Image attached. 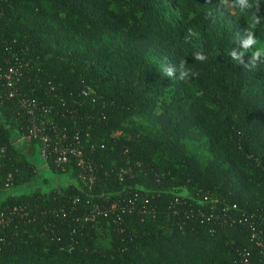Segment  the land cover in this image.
Here are the masks:
<instances>
[{
	"label": "trees",
	"instance_id": "obj_1",
	"mask_svg": "<svg viewBox=\"0 0 264 264\" xmlns=\"http://www.w3.org/2000/svg\"><path fill=\"white\" fill-rule=\"evenodd\" d=\"M233 4L0 0V60L31 61L24 89L50 105L45 120L80 131L96 176L51 157L72 182L23 192L39 172L12 137L30 125L0 90V264L263 261L264 57L250 64ZM252 31L264 42V20ZM233 217L249 224L222 225Z\"/></svg>",
	"mask_w": 264,
	"mask_h": 264
},
{
	"label": "built area",
	"instance_id": "obj_2",
	"mask_svg": "<svg viewBox=\"0 0 264 264\" xmlns=\"http://www.w3.org/2000/svg\"><path fill=\"white\" fill-rule=\"evenodd\" d=\"M31 61L21 62L5 59L0 60V90L3 97L13 102V111L23 114L29 121L27 133L22 136L26 141L33 143L38 141V148L41 153L42 160L47 163L51 157H54L56 164L64 165L74 157L81 169L80 177L83 181L95 182V163L85 153L86 143L82 139L80 131H75L74 135L69 136L67 128L53 126L43 116L51 114L50 105L40 104L34 97L33 90H25L23 86V78L28 74L25 67L30 66ZM93 92L92 89L80 86L79 96L88 97ZM41 116V118L38 117ZM88 136V135H87ZM95 150V145L90 146ZM88 156V157H87ZM208 200V197H205ZM236 208V207H234ZM236 223L249 224L247 219H238L236 217L228 218L222 222V225L234 227ZM251 225V223H250ZM256 244L261 248L264 257V241L253 235ZM245 254V258H246ZM245 263L250 264L246 258ZM260 264H264L260 261Z\"/></svg>",
	"mask_w": 264,
	"mask_h": 264
},
{
	"label": "clouds",
	"instance_id": "obj_3",
	"mask_svg": "<svg viewBox=\"0 0 264 264\" xmlns=\"http://www.w3.org/2000/svg\"><path fill=\"white\" fill-rule=\"evenodd\" d=\"M221 4H228V0H221ZM260 5L261 0H234L233 4V7L237 9L234 14L245 17L249 25L248 36L247 39L243 41L242 47L244 50L255 47V51L252 55V60L250 61V64L253 67L256 65L258 60L264 57V42L258 40L255 36V33L252 31V29H255L261 24L262 20H264V17H261L255 11H253V9H259ZM230 54L234 59L243 63L244 51H241L239 53L236 51H232ZM194 58L199 61H203L206 59V57L199 52L195 53ZM244 66L247 68L249 67V64H245ZM160 70L167 76H173L176 72V68L167 65H162ZM179 71L180 80H184L186 77H189L191 73V70L185 67V62L183 60H181L180 62Z\"/></svg>",
	"mask_w": 264,
	"mask_h": 264
},
{
	"label": "rangeland",
	"instance_id": "obj_4",
	"mask_svg": "<svg viewBox=\"0 0 264 264\" xmlns=\"http://www.w3.org/2000/svg\"><path fill=\"white\" fill-rule=\"evenodd\" d=\"M12 139L14 145L20 151L26 153L30 161L38 167L39 174L37 180L25 185L22 188L23 192H28L32 189H41L43 192H48L52 188L67 186L72 182L65 173L54 174L47 168V164L42 160L40 150L37 146L32 145L16 133Z\"/></svg>",
	"mask_w": 264,
	"mask_h": 264
}]
</instances>
